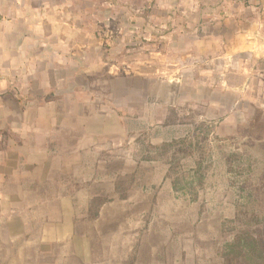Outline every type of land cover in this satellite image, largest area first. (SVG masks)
Wrapping results in <instances>:
<instances>
[{
  "label": "rangeland",
  "instance_id": "374dc122",
  "mask_svg": "<svg viewBox=\"0 0 264 264\" xmlns=\"http://www.w3.org/2000/svg\"><path fill=\"white\" fill-rule=\"evenodd\" d=\"M136 1L105 7L91 68L73 72L72 109L102 118L97 145L30 174L49 209L70 214L71 239L23 242L24 264H264L256 113L223 134V112L194 102L191 86L177 101L176 81L191 82L193 66H178L175 40L163 38L173 21L145 22Z\"/></svg>",
  "mask_w": 264,
  "mask_h": 264
},
{
  "label": "crops",
  "instance_id": "0c3cea01",
  "mask_svg": "<svg viewBox=\"0 0 264 264\" xmlns=\"http://www.w3.org/2000/svg\"><path fill=\"white\" fill-rule=\"evenodd\" d=\"M120 1L0 0V264H24L23 242L71 239L70 214L49 209L30 174L70 166L69 152L97 145L102 118L72 109L73 72L91 68L93 24ZM143 8L145 22L173 21L163 38L175 40L178 66H193L191 82L176 81L177 101L191 86L194 102L223 112V134L254 110L256 140L264 143V0H144Z\"/></svg>",
  "mask_w": 264,
  "mask_h": 264
},
{
  "label": "trees",
  "instance_id": "16d2710c",
  "mask_svg": "<svg viewBox=\"0 0 264 264\" xmlns=\"http://www.w3.org/2000/svg\"><path fill=\"white\" fill-rule=\"evenodd\" d=\"M174 187H176V183H174V185H173Z\"/></svg>",
  "mask_w": 264,
  "mask_h": 264
},
{
  "label": "water",
  "instance_id": "95a60500",
  "mask_svg": "<svg viewBox=\"0 0 264 264\" xmlns=\"http://www.w3.org/2000/svg\"><path fill=\"white\" fill-rule=\"evenodd\" d=\"M176 86H177V84H176ZM177 91V90H176Z\"/></svg>",
  "mask_w": 264,
  "mask_h": 264
}]
</instances>
